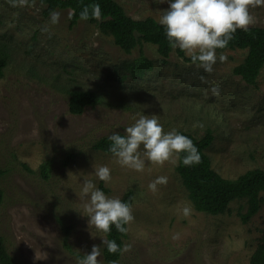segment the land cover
Wrapping results in <instances>:
<instances>
[{
  "label": "rangeland",
  "instance_id": "obj_1",
  "mask_svg": "<svg viewBox=\"0 0 264 264\" xmlns=\"http://www.w3.org/2000/svg\"><path fill=\"white\" fill-rule=\"evenodd\" d=\"M115 1L134 19L158 21L168 7L159 0ZM43 11L38 0H0V47L6 54L0 76V167L7 169L0 179V235L10 254L23 264H80L63 246L66 226L71 251L85 255L97 246L98 264H106L105 235L85 215L88 198L82 188L92 181L109 197L121 199L133 190L134 219L126 225L115 264H250L264 231V192L246 223L238 215L245 211L244 201H232L219 215L198 212L175 171L177 157L163 164L147 161L135 171L90 144L113 132L125 134L140 115H154L165 131L201 136L211 130L214 140L206 153L221 176L264 170V69L255 85L233 75L244 49L217 52L226 59L218 58L210 73L176 52L162 62L147 43L127 54L95 23L80 20L69 27V9L48 16ZM249 14V26H264V5L250 6ZM140 49L154 65L133 77L126 64ZM73 90L93 91L99 102L72 115L67 100ZM69 153L73 160L63 166ZM45 160L51 165L43 179L38 168ZM102 166L111 170L108 181L96 175ZM161 176L166 183L151 190L149 184Z\"/></svg>",
  "mask_w": 264,
  "mask_h": 264
},
{
  "label": "trees",
  "instance_id": "obj_2",
  "mask_svg": "<svg viewBox=\"0 0 264 264\" xmlns=\"http://www.w3.org/2000/svg\"><path fill=\"white\" fill-rule=\"evenodd\" d=\"M43 6V14L48 16L57 9H69V27H73L78 21L85 20L95 23L98 29L106 35L111 36L113 43L123 52L130 54L134 49L141 48L144 44H151L161 57L162 62H166L172 52L186 61H192L191 57H186L184 51L173 49L169 46L164 30L158 21L152 17L134 19L130 17L124 8L115 0H38ZM244 49L245 57L232 68V74L239 76L248 85H255L257 77L264 69V26H248L246 30L237 29L228 45L223 49ZM6 64V54L0 47V76ZM153 61L149 59L140 49L139 55L126 64L128 73L133 76H142L147 71L153 69ZM99 102L98 95L93 91L73 90L68 95V111L72 115H79L86 107L95 106ZM121 135L123 133L118 132ZM190 138L198 150L199 162L192 165L182 163V158L186 153H181L177 157L175 171L178 174L187 196L198 212L209 215H219L229 210L232 201H244L245 211L238 212L242 223H246L259 210L264 192V170L253 168L246 170L235 178L221 176L212 168L211 160L206 153L214 136L211 130L207 129L201 136H196L190 132H181ZM110 135L100 137L90 144L96 151L111 154L108 151L111 141ZM73 154L69 153L62 161L65 166L73 160ZM23 167L31 171L26 164ZM51 162L43 161L38 171L43 179L49 175ZM6 168L0 167V179L5 176ZM4 199V191L0 188V205ZM121 200L129 205L133 201V190L124 192ZM126 227V225H125ZM104 233V232H103ZM105 242L102 247L103 261L106 264H115L121 257L126 232H119L114 226L111 231L104 233ZM69 228L62 227L63 246L80 260L85 256L74 253L67 243ZM107 241H115L118 245L116 252H109ZM250 264H264V231L249 258ZM0 264H23L8 251L5 239L0 235Z\"/></svg>",
  "mask_w": 264,
  "mask_h": 264
},
{
  "label": "clouds",
  "instance_id": "obj_3",
  "mask_svg": "<svg viewBox=\"0 0 264 264\" xmlns=\"http://www.w3.org/2000/svg\"><path fill=\"white\" fill-rule=\"evenodd\" d=\"M165 2L168 7L161 13L158 23L169 46L190 55L193 62H198V66L208 73L213 71L218 58L226 59L222 54L218 57L216 50L225 48L237 29L246 30L253 23L249 7L264 5V0H159V3ZM211 91L216 95L220 93L218 86H213ZM124 133L113 132L108 138L111 141L108 151L123 167L142 171L147 161L163 164L173 156L180 157L181 153H186L183 164L199 162V153L192 140L175 129L165 131L154 115H140L125 127ZM110 171L109 167L102 166L96 175L100 180L108 181ZM164 183L166 177L161 176L148 187L155 191L158 184ZM82 194L88 198L85 215L89 224L104 233L110 232L112 226L121 233L127 231L125 225L134 219L127 202L107 196L92 181L84 182ZM188 211L184 209L185 214ZM106 244L109 252L118 250L115 241ZM99 255V248L93 246L80 264H98Z\"/></svg>",
  "mask_w": 264,
  "mask_h": 264
}]
</instances>
